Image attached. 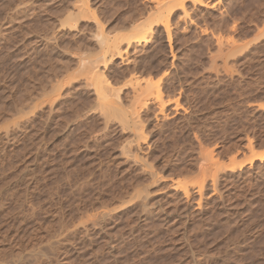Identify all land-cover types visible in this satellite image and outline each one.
Instances as JSON below:
<instances>
[{"label":"rangeland","instance_id":"1","mask_svg":"<svg viewBox=\"0 0 264 264\" xmlns=\"http://www.w3.org/2000/svg\"><path fill=\"white\" fill-rule=\"evenodd\" d=\"M157 1L0 0V264H264V0Z\"/></svg>","mask_w":264,"mask_h":264},{"label":"bare ground","instance_id":"2","mask_svg":"<svg viewBox=\"0 0 264 264\" xmlns=\"http://www.w3.org/2000/svg\"><path fill=\"white\" fill-rule=\"evenodd\" d=\"M86 1V0H85ZM187 0H158L156 3H158V6H162V5H172V6H174V8L175 7H182V9L183 10H185V7H184V4H185V2H186ZM190 1H192L194 4L195 3H200V0H190ZM83 2V1H82ZM156 6V5H155ZM157 7V6H156ZM84 8H86V9H89V5L88 4H86L85 5V7ZM83 9V8H82ZM172 9H171V12L170 13H172ZM186 11H188V10H186ZM185 11V13H187ZM185 13H183L184 14V16H185ZM187 15V14H186ZM135 18H136V16H134ZM134 18V19H135ZM170 18V17H169ZM169 18H168V20L167 21H165V22H163L164 24V27H165V30L167 31V34H168V37H167V39H169V41H171L172 40V36H171V29H170V25H169ZM134 19H133V21L132 22H134ZM164 20V19H163ZM136 21V20H135ZM159 21H161L162 22V16H159L158 17V19H157V24H158V22ZM131 23V22H130ZM153 24L154 23H151V25H144V24H142V25H135L136 27L134 28L135 29V31H138L136 34H134L133 36H130V38H124V37H126V36H124L123 38L122 37H120L121 35H119V37H109V36H107V35H104L103 33H102V44H103V51H104V55H103V57L101 56V57H98V58H102V59H100V60H102L103 62H104V64H103V66H105V68H107L110 64H111V62H112V64H113V59L116 57L115 55H117V54H119V56H122V52H123V48H122V46H124V45H126L127 47H126V50L124 51V52H127V49H130V48H134V50H135V48L137 47V46H140V44L142 45V44H147L148 42H149V39H148V37H150V33H151V29H152V26H153ZM129 26V25H128ZM99 27V26H98ZM99 36H100V34H98ZM109 35V34H108ZM111 35H112V33H111ZM101 41V40H100ZM101 44V43H100ZM101 47V48H102ZM141 51V50H140ZM115 56V57H114ZM118 56V55H117ZM150 56V55H149ZM97 58V59H98ZM121 58V57H120ZM143 60V59H142ZM96 61V60H95ZM102 61L100 62H97V63H101L102 64ZM93 64H94V62H93ZM95 65V64H94ZM94 67V66H93ZM99 65L98 64H96L95 65V68L93 69V73H95V76H96V73L97 72H95L96 71V69L98 70L99 68ZM104 68V67H103ZM99 74V73H98ZM97 74V80L99 81L100 79H101V76L100 75H98ZM100 74H102V73H100ZM94 76V77H95ZM96 78V77H95ZM101 81V80H100ZM100 83V82H99ZM101 83H102V81H101ZM148 87V86H147ZM145 90H141V94H139L140 96L141 95H143L144 93H146V91H148V88H144ZM109 90V91H108ZM107 91H108V93H99V91H98V93H99V100H101L102 102H103V106L102 107H104L105 108V110L106 109H108L110 112L109 113H114L115 111L117 112V109H118V102L117 101H115L116 99L114 98V97H117L118 99H119V96L117 95L118 94V92L116 93V95L114 94V92H112L111 91V88L109 89L108 87H107ZM115 99V100H114ZM120 100V99H119ZM118 100V101H119ZM262 106V105H261ZM263 107V106H262ZM116 109V110H115ZM112 110H115V111H112ZM119 110V109H118ZM107 111V110H106ZM112 111V112H111ZM108 113V112H107ZM108 113V114H109ZM112 113V114H113ZM138 124L139 123H137V127H138ZM134 125H136V124H134ZM139 126H141V124L139 125ZM143 135V134H142ZM142 135H141V137L140 138H142ZM145 138V137H144ZM254 160H264V152H261V153H258V154H255L254 156H253V158L251 159V163L254 161Z\"/></svg>","mask_w":264,"mask_h":264}]
</instances>
